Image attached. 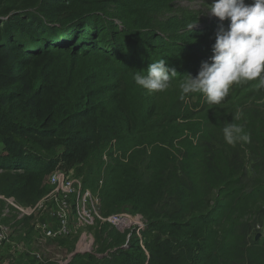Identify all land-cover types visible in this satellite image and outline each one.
<instances>
[{
	"label": "trees",
	"instance_id": "16d2710c",
	"mask_svg": "<svg viewBox=\"0 0 264 264\" xmlns=\"http://www.w3.org/2000/svg\"><path fill=\"white\" fill-rule=\"evenodd\" d=\"M198 24L174 0H0V170L20 192L75 169L103 217L145 221L141 241L96 264H264V87L235 84L219 105L181 99L189 60L227 28ZM159 59L177 72L171 87L133 106L121 79ZM173 90L169 108L161 93ZM231 122L249 143L224 141Z\"/></svg>",
	"mask_w": 264,
	"mask_h": 264
},
{
	"label": "rangeland",
	"instance_id": "374dc122",
	"mask_svg": "<svg viewBox=\"0 0 264 264\" xmlns=\"http://www.w3.org/2000/svg\"><path fill=\"white\" fill-rule=\"evenodd\" d=\"M212 2L213 0H174V5L178 9L194 11L199 18V24L196 26L198 29H201L207 21H218L227 27L229 24L227 19L220 21L207 13V5ZM245 3L251 4L252 0H245ZM214 43L215 41L213 45ZM211 55L212 52H206L189 60L190 66L188 67L193 76L198 73L201 63L208 61ZM82 67L88 73H99L97 75L101 78L99 82L101 84H108L111 81L110 76H106V72H104L107 66L98 59H89ZM121 81L126 92L131 95L133 106L138 105L147 109L148 105L159 98L160 92H148L137 86L131 77H123ZM161 94V97L166 101V107L170 108L177 95L176 90ZM145 99H147L146 104ZM193 106L194 102L190 100V110ZM3 150L4 147L0 145L1 155L4 154ZM73 172L75 169L70 171L67 177H72ZM10 173L0 170V226H4V230L0 231V264H77V261L81 259L89 264H96L97 261L100 263L103 259L112 258L111 254L115 251L128 248L133 244L134 239L140 240V229L145 226L144 219L140 216L119 213L118 216L130 223V226L123 229L122 226L112 225L108 222L109 217L113 215L103 217L100 205H98L90 225L79 227L71 214L67 236L45 238L42 236L40 227L51 229L54 226L49 211L57 209V204L54 203L55 193L51 197L46 196L49 192H53L54 187L43 180L35 184L33 189H23L19 192V187L16 186L17 178H15V175L18 174ZM90 192L93 196H98L96 190ZM38 203L43 204L38 215H23L25 210L32 209ZM262 235H264V229ZM123 236L125 243L121 241ZM75 256H81V258L74 262Z\"/></svg>",
	"mask_w": 264,
	"mask_h": 264
},
{
	"label": "clouds",
	"instance_id": "9594fccd",
	"mask_svg": "<svg viewBox=\"0 0 264 264\" xmlns=\"http://www.w3.org/2000/svg\"><path fill=\"white\" fill-rule=\"evenodd\" d=\"M207 13L220 21L227 19V29L220 27L215 36L212 55L202 62L198 73L186 74L179 81L180 98L199 93L211 105H219L228 96L231 87L243 81H257L264 87V0H213L207 5ZM195 24H190L189 30ZM174 68L167 66L165 59L149 64L146 71L133 72L135 84L148 92L168 90ZM238 113L236 119L242 117ZM228 145L249 143L251 136L236 123H226L222 128Z\"/></svg>",
	"mask_w": 264,
	"mask_h": 264
},
{
	"label": "built area",
	"instance_id": "2783aa9c",
	"mask_svg": "<svg viewBox=\"0 0 264 264\" xmlns=\"http://www.w3.org/2000/svg\"><path fill=\"white\" fill-rule=\"evenodd\" d=\"M61 169H56L46 177L48 185L54 187L53 192H49L46 196L54 195V203L57 204L56 210H50V216L55 222V226L51 229L40 227L42 236L52 238L55 236H67L69 232V216L72 214L79 227H86L93 221V215L96 213L99 198L93 196L90 190L84 189L80 179L75 177H67V174ZM72 175V174H71ZM98 195V194H97ZM58 197V199H57ZM43 204L38 203L32 209L23 212L25 216L38 215L42 210ZM108 222L112 225L125 227L130 226L127 220H123L121 216L113 215L109 217ZM4 230V226H0V231ZM1 237V233H0Z\"/></svg>",
	"mask_w": 264,
	"mask_h": 264
},
{
	"label": "crops",
	"instance_id": "0c3cea01",
	"mask_svg": "<svg viewBox=\"0 0 264 264\" xmlns=\"http://www.w3.org/2000/svg\"><path fill=\"white\" fill-rule=\"evenodd\" d=\"M35 216H36V215H35ZM53 224H54V226H55V222H54V220H53ZM54 226H53V227H54ZM36 228H37V227H36Z\"/></svg>",
	"mask_w": 264,
	"mask_h": 264
}]
</instances>
